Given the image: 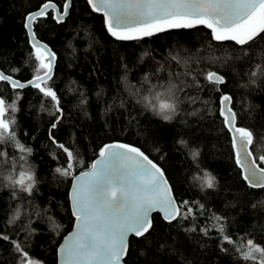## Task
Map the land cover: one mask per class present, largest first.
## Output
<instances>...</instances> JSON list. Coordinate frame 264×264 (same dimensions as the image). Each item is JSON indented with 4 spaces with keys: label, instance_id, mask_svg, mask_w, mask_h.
<instances>
[{
    "label": "trees",
    "instance_id": "obj_1",
    "mask_svg": "<svg viewBox=\"0 0 264 264\" xmlns=\"http://www.w3.org/2000/svg\"><path fill=\"white\" fill-rule=\"evenodd\" d=\"M42 2L0 0V70L22 81L32 77L37 63L31 56L25 16ZM55 2L62 6L63 0ZM34 29L55 53L49 86L57 93L62 117L51 135L82 161L75 164L73 174L88 169L105 143L127 142L163 169L178 205L188 202L180 212L192 209L186 218L181 215L171 222L154 213L150 232L129 238L125 263L259 264L243 260L236 249L247 239L264 246V189L252 188L244 180L219 109L220 97L230 95L237 125L254 133L255 148L250 149L264 167L258 159L264 155V38L241 47L214 41L207 28L196 26L119 41L108 34L102 16L86 0H72L63 23L49 16ZM13 68L19 71L13 73ZM208 71L223 76L224 83L209 85L204 78ZM253 71L257 77L251 76ZM170 83L182 90L176 92V115L165 121L138 100L149 95V89L164 92ZM17 92V111L9 112V118L16 121L15 139L32 152L20 153L13 141L0 143V151L7 153L0 157V232L41 264H56L57 247L74 219L68 199L71 177L55 172L66 167L67 156L49 139L54 122L51 99L35 88L14 91L0 82V97L7 103ZM192 151L199 153L195 159ZM21 155L37 181L31 194L4 186V177L17 176L18 165L24 163ZM205 172L215 177L213 188L202 187ZM17 209L19 218L8 224ZM221 223L234 244L222 243ZM19 260L12 244L0 239V264Z\"/></svg>",
    "mask_w": 264,
    "mask_h": 264
},
{
    "label": "snow or ice",
    "instance_id": "obj_2",
    "mask_svg": "<svg viewBox=\"0 0 264 264\" xmlns=\"http://www.w3.org/2000/svg\"><path fill=\"white\" fill-rule=\"evenodd\" d=\"M86 3L93 12L103 14L108 33L119 41L141 40L169 29H190L197 25L209 28L212 40L232 41L241 47L264 38V0H86ZM71 7L72 0H63L62 6H58L55 0H44L36 10L25 16L24 28L32 47L31 56L37 62L33 75L26 82H21L0 70V82H6L14 91L35 88L53 102L50 115L54 117V122L49 130V139L67 156L66 167H58L55 172L66 178L71 177L69 200L75 219L73 232L65 236L64 243L60 245L61 264H122L128 252L129 234L139 238L150 232L151 212L158 211L165 220L171 222L181 215L186 218L192 209L188 208L187 213L180 212V208L186 207L188 202L177 205L163 170L139 148L128 144L104 145L99 150L98 158L87 170L81 171L79 175L73 174L75 164L82 161L51 135V130L57 127L62 117L57 93L49 86L55 53L36 39L34 29L40 19L49 16L56 23H63ZM11 71L15 73L19 69L13 68ZM257 75L256 71L251 73L252 77ZM204 78L214 87L224 83V77L214 71L204 73ZM251 82L255 83V80ZM196 86H200L199 81H196ZM179 90L182 89L171 83L164 92L153 93L149 89L150 94L142 96L138 103H143L163 120L170 121L178 111L176 92ZM19 99L18 92L11 103L0 97V143L13 141L20 153L30 155L32 149L15 139L12 125L16 121L9 118V112L17 111L16 101ZM232 99L227 94L220 97L219 114L224 118V126L232 134L236 163L244 169V179L250 187L264 189V167L252 159L254 152L249 150L250 146L255 148L254 133L246 127L237 126V114L230 106ZM178 143L186 146L183 140ZM191 154L194 159L199 155L198 151H192ZM6 156V152L0 151V157ZM258 159L264 163V155ZM19 160L24 163L18 165L17 176L9 174L4 177L7 181L4 186L19 188L31 194L37 183L35 174L31 166L25 167V155H21ZM16 167L17 164H13L14 170ZM200 179L202 187L215 186V177L210 173L205 172ZM19 216L20 211L17 209L8 224L14 223ZM215 219L223 220L222 217ZM202 231L206 233V230ZM218 231L222 234V243L234 244L232 237L224 234L222 223ZM0 239L12 244L20 256L19 264H41L19 242L3 232H0ZM236 251L245 261L255 262L259 259V264H264V246L253 239L242 242Z\"/></svg>",
    "mask_w": 264,
    "mask_h": 264
},
{
    "label": "water",
    "instance_id": "obj_3",
    "mask_svg": "<svg viewBox=\"0 0 264 264\" xmlns=\"http://www.w3.org/2000/svg\"><path fill=\"white\" fill-rule=\"evenodd\" d=\"M91 9V8H90ZM34 11V10H33ZM96 13V12H95ZM97 14H99V15H101L102 16V18H103V23H104V17H103V14L102 13H97ZM24 23H25V20H24ZM197 26H203V27H205V28H207L206 26H204V25H197ZM104 27H105V24H104ZM105 29H106V27H105ZM209 31H210V33H211V30L209 29V28H207ZM170 30V29H169ZM106 31H107V29H106ZM108 32V31H107ZM26 34H27V32H26ZM109 34V33H108ZM110 35V34H109ZM212 35V34H211ZM111 36V35H110ZM27 38H28V35H27ZM114 38V37H113ZM36 39L39 41V42H41V43H43V44H46L44 41H42V40H40L39 38H37V36H36ZM47 45V44H46ZM48 46V45H47ZM48 48H50L49 46H48ZM51 49V48H50ZM53 52V51H52ZM54 64H55V62H54ZM53 69H54V65H53V68H52V73H53ZM14 79H16V78H14ZM19 80V79H18ZM21 82H26L27 80H25V81H22V80H20ZM238 126V125H237ZM231 134V133H230ZM231 137H232V134H231ZM113 143H122V144H128V145H131V146H134V147H137V148H139L138 146H136V145H133V144H130V143H127V142H122V141H110V142H107V143H105L104 145H106V144H113ZM140 149V148H139ZM141 150V149H140ZM249 150H251L250 148H249ZM142 151V150H141ZM143 152V151H142ZM145 155H147L146 153H144ZM148 156V155H147ZM98 158V156H96L93 160H92V162L94 161V160H96ZM148 158L150 159V160H152L149 156H148ZM234 158H235V161H236V152H235V150H234ZM252 159H255L254 158V156L252 157ZM153 161V163H155V164H157L154 160H152ZM91 162V163H92ZM237 164V163H236ZM258 164V163H257ZM158 165V164H157ZM159 166V165H158ZM237 166L241 169V173H242V176H243V178H244V169L240 166V165H238L237 164ZM160 167V166H159ZM161 168V167H160ZM162 169V168H161ZM87 170V169H86ZM163 170V169H162ZM85 171V170H84ZM164 172V171H163ZM80 173V172H79ZM79 173H76V174H74V175H79ZM164 177H165V179L167 180V178H166V176H165V173H164ZM245 180V179H244ZM246 181V180H245ZM167 182H168V185L171 187V185H170V183H169V181L167 180ZM246 183L248 184V182L246 181ZM249 185V184H248ZM71 187H72V180H71V183H70V187H69V191H68V199H69V192L71 191ZM172 189V188H171ZM172 196L174 197V194H173V191H172ZM174 199H175V201H176V204L178 205V202H177V200H176V198L174 197ZM69 205H70V209H71V213H72V207H71V202H70V200H69ZM154 213H158L160 216H161V218L162 219H164L163 218V215L160 213V212H158V211H153V212H151L150 213V219L152 220V216H153V214ZM74 218V217H73ZM165 220V219H164ZM165 221H167V220H165ZM173 221V220H172ZM169 222V221H168ZM74 224H75V219H73V223H72V226H71V228H70V230L62 237V239H61V241H60V243H59V245H58V247H57V252H56V255H57V261H56V264H61V259H60V253H59V249H60V245L61 244H63L64 243V237L65 236H68L69 235V233H71V232H73V230H74ZM131 236H134V235H132V234H129V237H128V241H129V238L131 237ZM125 258V257H124ZM122 264H126L125 263V261H124V259H123V262H122Z\"/></svg>",
    "mask_w": 264,
    "mask_h": 264
},
{
    "label": "rangeland",
    "instance_id": "obj_4",
    "mask_svg": "<svg viewBox=\"0 0 264 264\" xmlns=\"http://www.w3.org/2000/svg\"><path fill=\"white\" fill-rule=\"evenodd\" d=\"M258 261H259V259H258Z\"/></svg>",
    "mask_w": 264,
    "mask_h": 264
}]
</instances>
